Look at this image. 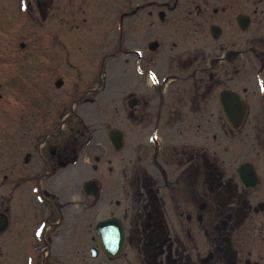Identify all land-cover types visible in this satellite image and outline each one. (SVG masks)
Returning a JSON list of instances; mask_svg holds the SVG:
<instances>
[{
	"label": "flooded vegetation",
	"instance_id": "1",
	"mask_svg": "<svg viewBox=\"0 0 264 264\" xmlns=\"http://www.w3.org/2000/svg\"><path fill=\"white\" fill-rule=\"evenodd\" d=\"M145 8L110 57L0 73V264H264V0Z\"/></svg>",
	"mask_w": 264,
	"mask_h": 264
},
{
	"label": "rangeland",
	"instance_id": "2",
	"mask_svg": "<svg viewBox=\"0 0 264 264\" xmlns=\"http://www.w3.org/2000/svg\"><path fill=\"white\" fill-rule=\"evenodd\" d=\"M28 1L0 0V61L8 63L7 71L0 70V73L9 74V79L13 74H33L34 69L28 64L34 59L53 58L52 66L58 72H64L67 58L82 69L84 60L103 56L104 51L110 57L115 51L112 39L119 34L115 33L119 26L132 42L146 37L145 0H137L132 8L130 5L123 7L124 0H46L49 12L36 32L26 18L24 3ZM137 4L142 7L132 15L131 10ZM127 11H130L129 15H124ZM53 28L57 29L55 43L47 33ZM108 41L110 46L104 50ZM21 43H25L24 49ZM10 108L13 109L14 105ZM96 153V145H91V163Z\"/></svg>",
	"mask_w": 264,
	"mask_h": 264
},
{
	"label": "snow or ice",
	"instance_id": "3",
	"mask_svg": "<svg viewBox=\"0 0 264 264\" xmlns=\"http://www.w3.org/2000/svg\"><path fill=\"white\" fill-rule=\"evenodd\" d=\"M39 234V233H38Z\"/></svg>",
	"mask_w": 264,
	"mask_h": 264
}]
</instances>
